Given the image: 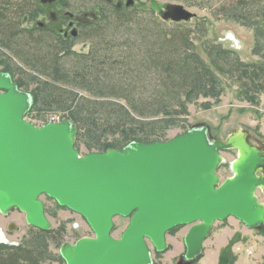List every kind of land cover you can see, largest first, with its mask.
<instances>
[{"label":"water","instance_id":"95a60500","mask_svg":"<svg viewBox=\"0 0 264 264\" xmlns=\"http://www.w3.org/2000/svg\"><path fill=\"white\" fill-rule=\"evenodd\" d=\"M132 6L126 0L124 7ZM160 15L193 17L179 4H166ZM35 102L0 72V211L18 208L28 225L48 231L45 195L81 215L93 237L64 242L59 255L65 264H154L152 250H166V236L177 227L188 229L175 264H194L215 222L233 217L250 229L264 227V203L256 194L264 189V148L250 144L242 129L221 140L206 125L194 126L167 141L81 155L70 119L42 126L24 119ZM230 149L236 151L231 175L221 180V152ZM116 216L129 218L118 237L112 235Z\"/></svg>","mask_w":264,"mask_h":264},{"label":"trees","instance_id":"16d2710c","mask_svg":"<svg viewBox=\"0 0 264 264\" xmlns=\"http://www.w3.org/2000/svg\"><path fill=\"white\" fill-rule=\"evenodd\" d=\"M102 2L109 5L107 0ZM35 3L39 5L38 1ZM32 4L34 5V1ZM122 7L109 8L104 18H98L97 14V19L91 25L81 29V32H94L85 36V39H91L97 34L101 36L96 39V46L79 53L70 50V44L68 45L61 32L55 33L54 30L35 25L20 28L23 17L34 20L32 10L15 7L11 12L12 20L0 16L3 21L7 20L0 26L1 45L11 49V38H18L13 45L19 47L22 44L21 50L15 54L19 60L28 67L45 68L47 80L45 89L41 90L44 96L39 98L44 100L45 105L56 106L57 109L72 108L74 104L69 118L76 124L77 133L84 129L90 134L91 140L93 134L100 137L92 144L100 143V152L115 147L116 144L121 149L130 142L159 141L137 138L134 132L136 118L178 115L182 113L185 102L193 101L200 95L218 97L221 88L230 80L239 84L241 94L249 100L251 93L264 92V55L258 61L244 62L231 50L211 46L205 61L194 53H189L190 55H186L187 59H184L185 52L191 50L189 43L192 35L189 29L173 30L157 26L156 16L146 12V16L153 21L152 24L158 27L154 30L143 16L140 15L138 21H133L129 17L130 13L125 14ZM219 9L224 16L247 23V26L255 29L259 38L264 39V0H235ZM133 27L140 40L136 41L133 39L135 36L128 35V29L132 30ZM117 33L121 36L116 37ZM23 39L25 42H22ZM116 39L119 41L114 44L117 49L111 53L106 52L102 45L110 47ZM136 42L138 46L132 47ZM261 49L260 44L256 45L254 53L258 55ZM95 71L104 74L102 80L92 77ZM18 86L20 87L19 84ZM147 88L150 94L145 93L148 92ZM77 90H83L89 96L77 98ZM35 96L36 104L38 96ZM170 108H175V112L170 113ZM159 122L152 120L146 125ZM116 133L119 135L118 143L113 146L106 142L107 134ZM174 230L176 229L171 231ZM38 232L54 241L61 240L64 233L61 227ZM39 238L36 234L19 246L0 243V264H40L45 260L46 254L44 255L45 244ZM227 250L224 249V252Z\"/></svg>","mask_w":264,"mask_h":264},{"label":"rangeland","instance_id":"374dc122","mask_svg":"<svg viewBox=\"0 0 264 264\" xmlns=\"http://www.w3.org/2000/svg\"><path fill=\"white\" fill-rule=\"evenodd\" d=\"M33 1L34 5L32 4ZM36 1L38 0H24L23 2H20V0H0V13L5 14L0 16H6L7 19L12 20L13 15L11 12L14 10L13 8L21 7L19 9L27 8L28 11L32 10L34 12V20L23 17L20 28H30L33 25L40 26L38 23H41L40 27L54 30L55 33H63L67 30L69 31L70 40L66 42L68 45L70 44V50L76 53L87 52L91 46H96L98 43L96 39L101 36V34H97V36L93 35L91 39H85V36L94 34V32L91 30H83L84 32H81V29L91 25L97 19V14L98 18L101 16L104 18L107 10L109 8L112 9L118 2V0H112L111 4L105 5L102 0H56L52 4L45 5L38 2L39 5H37ZM120 1L122 2L124 13H130L129 17L133 21H138L143 16L146 21L152 24L153 21L145 14L150 12L156 16L157 26L162 25L173 30L189 29L192 35L189 43L191 50L185 52L183 55L184 59H187L186 55H190L189 53H194L205 61L207 60L206 53L207 51L209 52L208 48L211 46L222 50H231L238 59L244 62L258 61L264 55V39L259 38L255 34L254 28L247 26V23L243 21H235L228 18L220 12V6L229 5L235 0H133V6L129 7V10L124 7L126 0ZM166 4L182 5L193 13V17L188 21L165 20L160 13ZM251 10H254V8ZM89 11L93 12V15L91 17L87 16L86 20L88 22L78 27V18ZM52 15H55V17L51 18ZM3 20V17H0V26L7 22V20ZM73 22L76 23L74 24ZM156 25L152 24L150 27L157 30L158 27ZM73 30L77 31L75 36L71 35ZM128 32V35L135 36L133 37L134 40H140L135 27L132 30L128 29ZM56 35L54 34V36ZM119 36L121 35L117 33L116 37ZM17 39L16 37L11 38L9 42L11 49H7L0 43V72L10 74L15 83L18 82L20 85L18 87L22 91L35 93L34 95L37 94V103L26 113L25 119L36 126H42L58 116L62 120L70 119L69 114L73 110L74 104L72 108L57 109L56 106L45 105L44 100L41 99V96H44L41 90L45 89V80H47L45 68L28 67L19 60L15 54L21 50L22 44L19 47L13 45ZM117 39L116 42L110 44L111 49L107 44L102 45L104 50L110 53L112 50H116L117 47L114 44L119 42ZM22 42H25V39ZM259 44L262 49L257 55L254 53V48ZM136 46H138V42L132 45V47ZM226 63L229 64L227 61ZM96 71L92 74V77L97 78L99 81L102 80L104 74ZM225 78H227L226 75ZM239 87L238 83L230 80L226 86L221 88V93L218 97L200 95L193 101L185 102V107H182V113L175 116L174 114H169L136 118L135 135L137 138L146 141H167L186 132L191 127L206 125L210 136L221 140H225L236 129H242L247 134L250 144L264 148V92L251 93L252 97L249 96V100L248 97L244 98ZM146 90L148 91L149 88ZM39 93L40 95H38ZM76 93L77 98L89 96L83 90H77ZM145 93L150 94L149 91ZM169 110L170 113L175 112V108H170ZM152 120L160 122L146 125ZM71 121L73 122V120ZM79 131L75 147L81 155L101 151L100 143L92 145L100 137L93 134V140H91L87 131H84V129ZM105 137L107 138L106 142H109L110 145L114 146L115 143L119 142L117 141L119 138L118 133L107 134ZM119 146V144H116V149ZM221 156L223 162L219 167L218 175L221 180H224L231 175L229 164L236 157V151L234 149L225 150L221 152ZM256 194L258 199L264 203V193L258 190ZM41 200L44 205L45 215L51 223V230L61 227L64 232L62 239L54 241L53 238L40 234L38 232L40 229L26 223L23 212L15 215L16 220L11 223L17 226V230L8 231V237L12 241L20 242L21 245L37 234L40 236L39 240H41V243L45 244L44 255L46 254V257L40 264H65L59 255L61 244L64 242L74 243L82 237H93V232L81 215L68 208L59 206L53 199L45 195L41 196ZM10 220V217H6V221ZM113 222L112 235L118 237L127 226L129 218L116 216ZM175 229L166 236V250L159 253L152 250L154 264H175L183 252V237L188 227H177ZM263 229L264 227L259 230L247 228L233 217H229L225 221L215 222L204 242L202 257L194 264H264ZM224 249L228 250L224 252ZM222 254H225L224 257L221 256Z\"/></svg>","mask_w":264,"mask_h":264},{"label":"flooded vegetation","instance_id":"af4514ba","mask_svg":"<svg viewBox=\"0 0 264 264\" xmlns=\"http://www.w3.org/2000/svg\"><path fill=\"white\" fill-rule=\"evenodd\" d=\"M109 2V4H111L112 3V0H110V1H108ZM122 2L120 1V0H118V2L115 4V7H117V8H120V7H122V4H121ZM93 15V12H86V13H83L82 14V16L80 17V18H78V23H77V26L79 27V26H82V25H84V24H86V22H88L86 19V17L87 16H92ZM55 17V15H52L51 16V18H54ZM70 22H72V21H70ZM74 23V22H73ZM76 23V22H75ZM74 23V24H75ZM42 25V24H41ZM43 29H45V27H43ZM76 29H77V27H76ZM77 31H78V29H77ZM69 31H64L63 33L61 32V34L64 36V38H66L67 40H70V38H69V33H68ZM58 33H60V32H58ZM14 82H15V80H13ZM33 106V105H32ZM32 109V107L29 109V110H31ZM26 116V115H25ZM25 116H24V119H25ZM26 120V119H25ZM26 121H28V120H26ZM61 121H63V120H60V121H50V122H61ZM28 122H30V121H28ZM32 123V122H31ZM49 123V122H48ZM33 124V123H32ZM36 126V125H35ZM253 145V144H252ZM254 146H256V145H254ZM256 147H258V146H256ZM259 148V147H258ZM260 191H262L263 193H264V189H259ZM258 191V190H257ZM19 212H22L21 210H19L18 208H12V209H10L9 211H7L6 213H2L1 211H0V236H2L3 237V239L5 240V242H0V243H2V244H6V245H11V246H19L20 245V242H17V241H12V240H10L9 239V234H8V231H12V230H9V228H13V227H15V229H13V230H17V226L15 225V224H13V223H11L12 221H15L16 220V214H18ZM24 213V212H23ZM44 213H45V211H44ZM6 217H10V221H6ZM19 218V217H18ZM24 218H25V214H24ZM26 221V220H25ZM27 223V222H26ZM87 223V222H86ZM114 227V226H113ZM49 231V230H48ZM46 232V231H45ZM169 233V232H168ZM76 242V241H75ZM74 242V243H75ZM63 244V243H62ZM61 244V245H62ZM61 257V256H60ZM62 259V258H61ZM63 260V259H62Z\"/></svg>","mask_w":264,"mask_h":264},{"label":"built area","instance_id":"2783aa9c","mask_svg":"<svg viewBox=\"0 0 264 264\" xmlns=\"http://www.w3.org/2000/svg\"><path fill=\"white\" fill-rule=\"evenodd\" d=\"M60 120H62V119H60V117L58 116V117L54 118L52 121H60Z\"/></svg>","mask_w":264,"mask_h":264}]
</instances>
